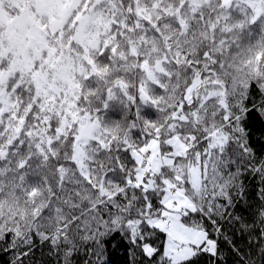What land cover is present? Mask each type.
I'll list each match as a JSON object with an SVG mask.
<instances>
[{
    "label": "snow or ice",
    "instance_id": "snow-or-ice-1",
    "mask_svg": "<svg viewBox=\"0 0 264 264\" xmlns=\"http://www.w3.org/2000/svg\"><path fill=\"white\" fill-rule=\"evenodd\" d=\"M264 264V0H0V264Z\"/></svg>",
    "mask_w": 264,
    "mask_h": 264
},
{
    "label": "trees",
    "instance_id": "trees-1",
    "mask_svg": "<svg viewBox=\"0 0 264 264\" xmlns=\"http://www.w3.org/2000/svg\"><path fill=\"white\" fill-rule=\"evenodd\" d=\"M119 256H120V253H119V252H117V253L113 256V264H118Z\"/></svg>",
    "mask_w": 264,
    "mask_h": 264
}]
</instances>
